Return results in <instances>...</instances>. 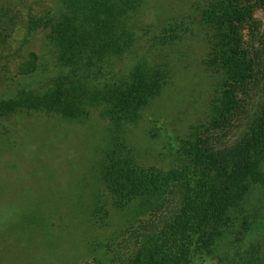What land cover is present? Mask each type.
I'll list each match as a JSON object with an SVG mask.
<instances>
[{
    "label": "trees",
    "instance_id": "16d2710c",
    "mask_svg": "<svg viewBox=\"0 0 264 264\" xmlns=\"http://www.w3.org/2000/svg\"><path fill=\"white\" fill-rule=\"evenodd\" d=\"M60 1L57 14L42 0H0V87L10 88L0 93V119L106 115L108 144L93 178L108 198L96 193L87 217L103 225L111 208L174 202L159 226L140 233L124 264H264V36L263 50H254L241 34L251 19L253 34L259 30L253 14L264 0H193L188 11L152 22L143 19L152 0ZM40 34L44 50L31 49ZM199 35L207 45L199 64L210 78L201 117L189 124L176 115L171 160L146 164L129 132L172 84L179 47ZM148 124L168 135L164 125ZM201 128L236 138L212 145ZM96 247L99 263L121 264Z\"/></svg>",
    "mask_w": 264,
    "mask_h": 264
},
{
    "label": "rangeland",
    "instance_id": "374dc122",
    "mask_svg": "<svg viewBox=\"0 0 264 264\" xmlns=\"http://www.w3.org/2000/svg\"><path fill=\"white\" fill-rule=\"evenodd\" d=\"M42 1L52 5L57 14L63 10L60 0ZM192 1L152 0L143 19L159 21L172 12H186ZM253 19L259 30L255 35L251 31L252 19L241 25L243 41L254 50H263L264 8H257ZM22 33L12 34V45ZM42 41V34L37 35L31 49L44 50ZM179 48V69L172 84L142 113V127L129 132L138 159L146 164H168L174 137L170 122L176 115L189 124L195 122L209 92L208 72L199 64L207 50L205 40L195 36ZM167 50L175 55V50ZM9 90L0 87V93ZM149 120L164 125L163 133L168 135L162 138ZM108 124L106 115L98 111L77 121L42 112L0 119V264H101L94 256L96 246V252L124 264L138 246L140 233L159 226L170 215L174 202L165 203L164 198L146 199L121 212L111 208L103 225H95L87 217L96 193L108 198L100 181L93 178L99 174L108 144ZM204 130L201 128L200 135L212 145H226L236 138V133L227 129Z\"/></svg>",
    "mask_w": 264,
    "mask_h": 264
}]
</instances>
